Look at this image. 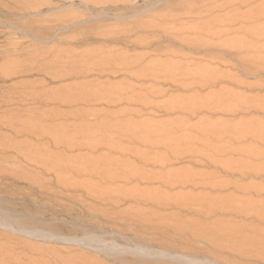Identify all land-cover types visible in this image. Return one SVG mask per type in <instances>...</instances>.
<instances>
[{
	"label": "rangeland",
	"instance_id": "1",
	"mask_svg": "<svg viewBox=\"0 0 264 264\" xmlns=\"http://www.w3.org/2000/svg\"><path fill=\"white\" fill-rule=\"evenodd\" d=\"M80 1L0 0V264H264L260 244L242 241V236L264 232V219L231 215L213 205L228 196L236 202L246 197L264 202V181L255 173L241 177L233 171L231 175L206 162L211 146L205 147L203 135L210 128L264 125V111L250 106L262 105L264 75L252 68L248 74L241 69L238 73L235 61L220 46L206 45L213 40L225 42L230 35L237 39L238 26L227 25L228 20L223 25L220 19L249 12L264 0H103L91 9V4L88 7ZM35 2L47 5L27 10L19 6ZM66 9L72 10L71 18L53 20ZM200 22L207 24L203 27ZM111 37L115 40L108 41ZM259 39L258 46L264 44V37ZM213 54L218 58L211 60ZM53 57L61 62L48 67ZM65 61L86 63L87 68L60 79L47 74L63 70ZM180 75L184 78L178 80ZM204 75L222 79L212 81L213 85L211 81L196 85L195 79ZM225 75L240 79L234 84ZM186 76L190 81H185ZM212 100L219 101V110ZM241 102H248L252 109L240 110L246 106ZM186 135L199 144L193 139L192 145ZM184 136L188 142L180 139ZM65 139L70 143L74 139L75 144ZM82 141L96 144L90 147ZM244 144L264 151L262 141L249 139ZM185 145L194 146V153L189 155L186 149L188 154H184ZM236 158L228 155L224 159ZM262 161L251 162L260 165ZM92 168L99 169L95 172L99 177L93 176ZM103 169L115 177L112 174L114 178L107 179L110 175L103 171L105 179H99ZM135 171L143 179L134 177ZM188 172L190 183L172 184L173 178ZM167 177H173L171 185ZM193 177L196 185L209 177L216 180L214 184L233 182L263 189L256 194L234 192L228 184V188L210 190L203 184L194 186ZM202 199H208L210 206ZM212 206L215 210L210 212Z\"/></svg>",
	"mask_w": 264,
	"mask_h": 264
},
{
	"label": "bare ground",
	"instance_id": "2",
	"mask_svg": "<svg viewBox=\"0 0 264 264\" xmlns=\"http://www.w3.org/2000/svg\"><path fill=\"white\" fill-rule=\"evenodd\" d=\"M65 1V0H64ZM66 1H69V0H66ZM71 1V0H70ZM227 1V0H226ZM225 1V2H226ZM239 1V0H238ZM237 0H235V2H238ZM255 1V0H254ZM80 2H83L84 3V5H86V6H88V5H90V9L93 7V6H96L95 4H99V3H103L104 1L103 0H82V1H80ZM105 2H106V0H105ZM234 2V3H235ZM242 2H244V0H242ZM250 2V1H249ZM253 2V1H252ZM262 2V1H261ZM260 2V3H261ZM71 3V2H70ZM73 3H74V1H73ZM108 3V2H107ZM180 3V2H179ZM203 3V2H202ZM224 3V2H223ZM233 3V4H234ZM193 4H195V3H193ZM192 4V5H193ZM222 4V3H221ZM229 4H231V2H229ZM264 4V3H263ZM262 4V6H259V7H257V8H255V9H252L251 11H249V12H244L242 15H238V14H235V15H232L230 18H227L226 19V17L225 18H223L222 17V20L220 19V21L222 22L223 21V25H225L226 23H224V22H226L227 20V25H237L238 27L236 28V31H237V33L235 34V35H239V36H237V39L234 37V38H231L232 36L230 35L229 37H230V39H232L231 41H230V39H226L227 41H225V42H222L221 43V41H220V43H219V39L217 40L218 42H213V41H209V42H207V41H205L204 39H203V41L204 42H207L206 43V45L208 46V45H210V46H218V49H219V46H220V48L223 50V54H225V56H226V54H228V55H230V57H231V59L232 60H234L235 61V64H233V65H237L238 66V73H239V71H240V69H241V71H242V73L244 74V73H246V74H248V73H250V71H249V68H252L253 69V72H258L262 77H263V75H264V44H262V45H260V46H258L257 44H256V42L258 41V39L260 38V37H264V24H262L261 23V20H263L264 21V5ZM18 5V4H17ZM44 5H47V3H44V2H35V3H32V4H26V3H20L19 4V6L21 7V9H23V10H27V9H30V8H33V9H35V8H39V7H43ZM226 5H227V3H226ZM237 5V4H236ZM16 6V5H15ZM190 6V5H189ZM188 6V7H189ZM197 7H198V5H196ZM203 6V5H202ZM45 7V6H44ZM47 7V6H46ZM49 7V6H48ZM47 7V8H48ZM160 7V6H159ZM211 7V6H210ZM209 7V8H210ZM215 7V6H214ZM217 7V6H216ZM212 8V9H215V10H217V8ZM222 7H224V5L222 6ZM234 7V6H233ZM245 7V6H244ZM17 8V7H16ZM19 8V7H18ZM88 8V9H89ZM20 9V8H19ZM68 9V8H67ZM66 9V10H67ZM84 9V8H83ZM191 9V8H190ZM218 9H219V7H218ZM40 10V9H39ZM65 10V11H66ZM236 10H237V8H236ZM69 10H67V12H59V14L57 13V15H55L54 17V21H56V20H61V22L62 21H64L65 20V18L66 17H68V18H71V17H69L70 16V11H72V10H70L69 12H68ZM84 11H85V9H84ZM92 11H93V9H92ZM91 11V12H92ZM161 11V10H160ZM196 11V10H195ZM159 12V11H158ZM175 12V11H174ZM236 12V11H235ZM6 13V12H5ZM196 13V12H195ZM211 13H212V10H211ZM72 14V13H71ZM76 14V13H75ZM81 14V13H80ZM197 14V13H196ZM203 14V13H202ZM198 15H200L199 13H198ZM206 15V14H205ZM74 16V18H76L75 16L76 15H73ZM81 17L82 16H86L85 15V13H83V14H81L80 15ZM166 16V15H165ZM164 16V17H165ZM168 16V15H167ZM166 16V17H167ZM180 16V15H179ZM213 16V15H212ZM169 17V16H168ZM172 17V16H171ZM199 18H200V16H198ZM197 17V18H198ZM227 17H229V16H227ZM73 18V19H74ZM202 18V17H201ZM200 18V19H201ZM216 18V17H215ZM52 19V18H51ZM67 19V18H66ZM80 19V18H79ZM159 19V18H158ZM166 19H168V18H166ZM165 18H164V20H166ZM226 19V20H225ZM47 20H49V19H47ZM78 20V19H77ZM160 20V19H159ZM198 20V19H197ZM225 20V21H224ZM82 21V20H81ZM91 21V20H90ZM195 21V20H194ZM50 22V21H49ZM83 22V21H82ZM199 22V21H198ZM202 22V21H201ZM200 22V24H202ZM207 22V21H206ZM85 23V22H84ZM197 23V21L195 22V24ZM249 23H255L256 24V26L255 27H248V26H246V24H248L249 25ZM80 24V23H79ZM203 24H207V23H203ZM203 24H202V26H203ZM58 25V24H57ZM199 25V24H198ZM210 25V27H209V29H211V23L209 24ZM226 25V26H227ZM232 26V27H235V26ZM47 26V25H46ZM84 26V25H83ZM195 26H197V24L195 25ZM205 26V25H204ZM203 26V27H204ZM208 26V25H207ZM28 27V26H27ZM26 27V28H27ZM43 27V26H42ZM228 27V26H227ZM230 27V26H229ZM229 27L228 28H226L228 31L230 30L229 29ZM20 28V27H19ZM22 28H24V29H21V30H26L25 29V27H22ZM48 28V27H47ZM191 28V27H190ZM194 28H196V27H194ZM193 28V29H194ZM28 30H29V28H27ZM31 29V28H30ZM84 29V28H83ZM193 29H192V31H193ZM197 29V28H196ZM196 29H194V32H198V31H195ZM208 29V30H209ZM32 30V29H31ZM201 30L203 31V29H202V27H201ZM206 30V29H205ZM205 30H204V32H205ZM111 31V30H110ZM210 32L212 31V29L211 30H209ZM29 32V31H28ZM204 32H202V33H204ZM215 31L213 30V33H214ZM121 33V32H120ZM212 33V32H211ZM219 33V32H218ZM122 34V33H121ZM195 34V33H194ZM209 34V33H208ZM216 34H217V32H216ZM113 35V34H112ZM198 35V33H196V36ZM200 35V34H199ZM204 35V34H203ZM205 35H206V33H205ZM228 35V34H227ZM232 35H233V33H232ZM119 36V35H118ZM201 36V35H200ZM208 36H210V38H208L207 37V35L205 36V37H207L208 39H210L211 40V35H208ZM71 37V36H70ZM69 37V38H70ZM75 37V36H74ZM183 37V36H182ZM204 37V36H203ZM202 37V38H203ZM204 37V38H205ZM239 37V38H238ZM72 38V37H71ZM77 38V37H76ZM75 38V40L76 41H78L77 39ZM198 38V37H197ZM223 38H225V37H223ZM185 39V38H184ZM189 39V38H188ZM196 39V38H195ZM213 39V38H212ZM234 39V40H233ZM115 39L114 38H109L108 39V41H114ZM260 40V39H259ZM128 41V40H127ZM182 41V40H181ZM191 41H193V39L191 38ZM199 41H201V40H199ZM75 42V41H74ZM183 43H184V41H182ZM72 43H73V40H72ZM75 43H78V42H75ZM135 44H136V42H135ZM204 45V44H203ZM55 46V45H54ZM137 46V45H136ZM183 46V45H182ZM189 46V45H188ZM183 48V47H182ZM194 48V50H195V48H197V47H193ZM50 49V48H49ZM64 49V48H63ZM102 49V48H101ZM216 49V48H215ZM67 50V49H66ZM96 50V49H95ZM187 50H189V49H187ZM200 50V49H199ZM198 50V51H199ZM204 50V49H203ZM47 51V50H46ZM45 51V52H46ZM60 51H61V49H60ZM65 51V50H64ZM63 51V52H64ZM97 51V50H96ZM100 51V50H99ZM98 51V52H99ZM197 51V50H196ZM202 51V50H201ZM217 51V50H216ZM105 52V51H104ZM189 52V51H188ZM192 52H193V50H192ZM226 52V53H225ZM57 53H60V52H58L57 51ZM67 53V52H66ZM94 53V52H93ZM95 53H97V52H95ZM194 53H195V51H194ZM198 53V52H197ZM263 54L262 56L260 55V54ZM63 54V53H62ZM206 54V53H205ZM205 54H204V56H205ZM54 55V54H53ZM71 55V54H70ZM100 55V54H99ZM207 55V54H206ZM227 55V56H228ZM68 56V55H67ZM101 56V55H100ZM185 56V55H184ZM183 55H182V57H184ZM210 56V55H209ZM209 56L207 57V58H209ZM56 57V56H55ZM55 57H53L54 59L52 60V62L51 61H49L48 63L46 62L47 60L46 59H44V60H46L45 61V63H47L46 65H48V67H52V66H57V65H59V63L61 62L60 60H58V59H55ZM58 57H60V56H58ZM229 57V56H228ZM40 58V57H39ZM139 58V57H138ZM137 58V59H138ZM193 58V57H192ZM215 58H218V57H216L214 54L213 55H211V57H210V59L212 60V59H214L215 60ZM71 59H73V58H71ZM82 59V58H81ZM145 59V58H144ZM204 59V58H203ZM220 59V58H219ZM193 60H195V59H193ZM201 60V59H200ZM209 60V59H208ZM214 60H213V62H214ZM217 60V59H216ZM131 61V60H130ZM192 61V59L190 60V62ZM75 62H77V61H65V62H63L64 64H62L63 66V70H60V71H56L55 70V72H47V74H50L52 77H55V78H61L62 76H65V75H71V74H79V73H82L84 70H86V68H87V66L84 64V65H75L76 63ZM84 62H86V61H84V60H82V63H84ZM136 62H138V61H136ZM189 62V63H190ZM213 62H211V63H213ZM219 62V61H218ZM217 62V63H218ZM224 64L225 63H227V62H229V61H222ZM222 62H221V65H222ZM70 63H72L73 65H71ZM75 63V64H74ZM77 63H81V61L79 60V62H77ZM81 63V64H82ZM216 63V62H215ZM36 64V63H35ZM43 64H44V62H43ZM128 64V63H127ZM219 64H220V62H219ZM218 64V65H219ZM232 64V63H231ZM230 64V65H231ZM108 65V64H107ZM129 65V64H128ZM131 65V64H130ZM134 65V64H133ZM229 65V64H228ZM38 67V66H37ZM59 67V66H58ZM105 67H107L106 65H105ZM109 67V66H108ZM125 67V66H124ZM235 67V66H234ZM111 68V67H110ZM203 68V67H202ZM204 68H206V67H204ZM30 69H32V68H30ZM37 69V68H36ZM56 69V68H55ZM61 69V68H60ZM149 69V68H148ZM59 70V69H58ZM110 70V69H109ZM197 70V69H196ZM198 70H201L200 68H198ZM41 71V70H40ZM46 71V70H45ZM101 71H104V70H101ZM100 71V72H101ZM44 72V71H43ZM88 72V71H87ZM107 72V74H108V72L110 73V71H105V73ZM112 72H114V71H112ZM151 72L152 71H150V74H151ZM193 71H191V74H193L192 73ZM204 72H206V71H204ZM216 72V71H215ZM89 73V72H88ZM88 73L87 74H84V75H88ZM159 72H156V74L157 75H159L158 74ZM181 73V72H180ZM180 73H176V74H180ZM183 73V72H182ZM181 73V74H182ZM198 73H200V72H198ZM202 73V72H201ZM200 73V74H201ZM217 73V72H216ZM54 74V75H53ZM135 74H137L136 72H135ZM155 74V75H156ZM184 74H186V73H184ZM184 74H183V76H184ZM205 74H207V73H205ZM254 74V73H253ZM258 74V75H259ZM109 75V74H108ZM116 75V74H115ZM152 75H153V73H152ZM154 75V76H155ZM187 75H189L188 73H187ZM222 75V74H221ZM239 75H242L241 73L239 74ZM250 75H252V74H250ZM78 76V75H77ZM177 76V75H176ZM193 76V75H192ZM191 76V77H192ZM199 76V75H198ZM197 76V77H198ZM226 76V75H225ZM230 76V75H229ZM242 76H244V75H242ZM164 77V76H163ZM178 77V76H177ZM179 77H181V78H177L178 80L179 79H182V78H184V77H182L181 75L179 76ZM187 77V80H185V81H188V79L190 78V75H189V78H188V76H186ZM211 76H207L206 75V77H205V75L204 76H200V77H198L197 79H195L196 80V85L197 84H199V81L201 82V81H208V82H210L211 81V83H212V81H215L217 78H221V77H217V75L215 76V78L212 76L211 78H210ZM227 77V76H226ZM238 77V76H237ZM237 77H227L230 81H233L232 83H234L235 81H239V79H240V77L239 78H237ZM214 78V79H213ZM152 79L155 81V80H157V78L155 79V78H153L152 77ZM159 79V78H158ZM160 79H162V78H160ZM164 79V78H163ZM191 79V78H190ZM190 79H189V81H190ZM222 79V78H221ZM218 80H220V79H218ZM261 80H262V78H261ZM175 81V80H174ZM191 81H194V77H193V80H191ZM197 81H198V83H197ZM207 82V83H208ZM236 82V83H237ZM240 82H241V80H240ZM239 82V83H240ZM203 83H205V82H202V83H200V84H203ZM214 83V82H213ZM213 83H212V85H213ZM236 83H234V84H236ZM193 84H194V82H193ZM214 84H216V83H214ZM243 84V83H242ZM242 84L240 83L239 85H241L242 86ZM245 84V83H244ZM238 85V84H237ZM199 86V85H198ZM201 86V85H200ZM110 87V86H109ZM113 86H111L110 88H112ZM109 88V89H110ZM114 89H115V87H113ZM118 88V87H117ZM119 89V88H118ZM112 90V92L114 91L113 89H111ZM96 91H97V89H96ZM105 91V90H104ZM104 91H102V92H104ZM118 91V90H117ZM108 92H109V90H108ZM107 92V93H108ZM119 92L120 93H125L124 91L122 92V90H119ZM114 93H115V91H114ZM113 93V95L115 96V94ZM119 93V94H120ZM121 94V95H122ZM126 94V93H125ZM223 94H224V92H223ZM110 95V94H109ZM113 95H111V97L113 96ZM225 95H226V92H225ZM232 96H234L233 94H231ZM80 97H84V96H80ZM132 97V96H131ZM227 97H229V96H226L225 98H227ZM68 98V97H67ZM71 98V97H70ZM88 98H90V97H88ZM87 98V99H88ZM216 98V97H215ZM215 98H213V99H215ZM219 98H221V97H219ZM219 98H216V101L217 100H219L220 101V99ZM224 98V100H226ZM234 98V97H233ZM56 99V98H55ZM131 99H135V98H131ZM241 99V98H240ZM74 100V99H73ZM72 100V101H73ZM77 100V99H76ZM127 100H129V99H127ZM221 100H223V99H221ZM75 101V100H74ZM80 101H81V99H80ZM79 101V102H80ZM85 101V100H84ZM90 101V100H89ZM123 101V100H122ZM213 101V100H212ZM219 101L218 102H215V101H213V102H215V103H217V107H216V109L217 110H219L220 109V107H218V106H220V105H218L219 104ZM243 101H247V100H242V102ZM87 102V101H86ZM117 102V101H116ZM224 102V101H223ZM222 101H220V103L222 104L223 103ZM241 102V105L243 106L244 105V103H246V102H244V103H242ZM264 100L261 102L262 103V105L261 106H258V107H255V106H253V105H251V103H250V106L251 107H253V108H256L255 110L257 111V108H260L262 111H264ZM193 102H191V104H192ZM227 103H228V101H227ZM227 103H224V104H227ZM248 103V102H247ZM246 103V106L243 108V107H241L240 106V110H244V112L246 111V110H249L251 107L250 106H247L248 104ZM189 104V105H188ZM188 104H186V105H188L187 106V108H189V107H191V105H190V103H188ZM194 104V103H193ZM210 104V103H209ZM260 104V103H259ZM259 104H257V105H259ZM212 105V104H211ZM230 105V104H229ZM184 106H185V104H184ZM206 106H208V105H206ZM222 106V105H221ZM226 106V105H225ZM192 107H194L193 105H192ZM214 107V106H213ZM222 107H224V106H222ZM233 107V106H232ZM195 108H196V106H195ZM195 108H192V109H189V111L192 113V112H194V111H191V110H193V109H195ZM204 108H205V105H204ZM208 109L210 108V107H207ZM235 108H237V106H234L233 107V109H235ZM215 109V110H216ZM224 109V108H223ZM222 109V110H223ZM231 109V108H230ZM252 109V108H251ZM250 109V110H251ZM184 110H186V109H184ZM210 110V109H209ZM214 110V109H213ZM224 110H226V111H228L226 108L224 109ZM223 110V111H224ZM254 110V109H253ZM259 111V110H258ZM186 112H188V109L186 110ZM209 112H211V110L209 111ZM232 112V111H231ZM235 112H236V110H235ZM188 114H189V112H188ZM193 114V113H192ZM104 119H102V121H103ZM256 121V120H255ZM254 121V122H255ZM208 122H210V121H208ZM261 122V121H260ZM105 123V122H104ZM202 123V122H201ZM262 123V122H261ZM261 123H253V124H251V125H245V123H241L239 126H235L234 128H231V129H224V130H220V129H215V128H210V129H208V130H205V131H203L204 132V137H205V139L207 140H205V143H204V145H205V147H207V145H209V146H211L210 148H209V150H207L208 152H206V162H208L209 164H211V165H214V166H219V168H220V170H227V172L229 173V171H231L230 172V174L234 171V172H237L236 174H238V176H246V175H248V174H250V173H255V174H258V175H256L257 177L260 175V177H261V179L264 181V149L262 150L263 152H259V151H255V149H254V147L252 146H250L251 148H248L247 147V145H245L244 144V142H246V141H248L249 139H251V140H259V141H262L263 142V144H264V125H263V123L261 124ZM98 124H99V122H98ZM106 124V123H105ZM129 124V123H128ZM206 124V123H205ZM213 124V123H212ZM215 124V123H214ZM96 125H97V123H96ZM102 125V124H101ZM106 125H108V124H106ZM110 125V124H109ZM204 126V125H203ZM213 126V125H212ZM94 127V126H93ZM104 127H105V125H104ZM104 127H103V129H104ZM199 127V126H198ZM210 127V126H209ZM92 128V127H91ZM90 128V129H91ZM130 128V127H129ZM195 128V127H194ZM221 128V127H220ZM80 130H81V128H79ZM84 129L85 128H83L82 130L84 131ZM94 129V128H93ZM93 129L91 130V131H93ZM115 129V128H114ZM134 129V128H133ZM197 128H195V131H196V135H197V130H196ZM199 129H201V128H199ZM59 130V129H58ZM62 130V129H61ZM78 130V129H77ZM99 130H101L100 128H99ZM105 130H106V127H105ZM116 131L117 130H119V128L118 129H115ZM79 131V130H78ZM77 131V132H78ZM90 131V130H89ZM89 131H86V132H89ZM108 131V130H107ZM120 131V130H119ZM118 131V132H119ZM59 132V131H58ZM117 132V133H118ZM141 132V131H140ZM75 133H76V131H75ZM82 133V132H81ZM81 133H80V135H81ZM84 133V132H83ZM91 133V132H90ZM93 133V132H92ZM100 133H104V132H100ZM121 133V132H120ZM123 133H126V132H123ZM123 133H121V134H123ZM132 133H133V131H132ZM142 133H145V132H143L142 131ZM141 133V134H142ZM52 134V133H51ZM87 134V133H86ZM107 134H109L108 132H107ZM42 135V134H41ZM54 135H55V133H54ZM56 135H57V132H56ZM77 135V137H78V134H76ZM112 135H114L113 133H112ZM200 135H201V133H200ZM52 137H53V135H51ZM58 136H61V135H58ZM66 136V135H65ZM70 136V135H69ZM69 136H67V138H69ZM85 136V135H84ZM110 136H111V132H110ZM187 136V135H186ZM56 136H54V138H55ZM70 137H72L73 138V136H70ZM187 137H189V135L187 136ZM191 137V136H190ZM186 138V139H188L189 141H191V140H193L192 139V137L191 138ZM197 137V136H196ZM200 137V136H199ZM53 138V139H54ZM57 138H59V137H57ZM56 138V139H57ZM66 138V137H65ZM178 138H180V137H177V139ZM61 139H64L63 137L61 138ZM60 139V140H61ZM87 139V138H86ZM168 138L166 137V140H167ZM171 139V142H172V138L171 137H169V140ZM173 139H176V137L174 138L173 137ZM180 139H185V136H184V138H180ZM185 139V140H186ZM196 139V138H195ZM194 139V140H195ZM58 140V139H57ZM66 140V139H65ZM74 140V139H73ZM71 141V143L72 142H74V141ZM77 140V139H76ZM90 140V139H89ZM163 140V139H162ZM169 140H167L168 142H170ZM182 140H179V141H182ZM185 140H184V142H185ZM188 140H186V142H188ZM50 141V140H49ZM67 141V140H66ZM66 141H65V143H66ZM174 141V140H173ZM176 141V140H175ZM54 142H55V140H54ZM68 142V141H67ZM83 143H85V141H82ZM195 142H197L196 140H195ZM194 142V143H195ZM58 143V142H57ZM57 143H55V144H57ZM69 144H71L70 142H68ZM79 143V142H78ZM181 143H183V141L181 142ZM180 143V144H181ZM191 143H192V141H191ZM198 143V142H197ZM201 143H202V140H201ZM211 143H213V145H211ZM261 143V142H260ZM68 144V145H69ZM73 145L75 144V143H72ZM71 144V145H72ZM76 144H77V142H76ZM81 144V143H80ZM94 144V143H93ZM92 144V142L91 141H88V142H86L85 143V145H87V146H94L95 144H96V142H95V144L93 145ZM189 144V143H188ZM199 144V143H198ZM218 144V145H217ZM72 145V146H73ZM183 145V144H182ZM190 145V144H189ZM187 146V145H185V148H184V152H186V153H184V154H188L189 153V155H190V153L191 152H193L192 150L194 149L192 146ZM192 145H193V143H192ZM76 147L78 146V145H75ZM186 146H187V148H186ZM197 146V145H196ZM79 147H81V146H79ZM82 147H83V145H82ZM95 147V146H94ZM97 147V146H96ZM85 148V147H84ZM192 148V149H191ZM204 148V147H203ZM88 149H89V147H88ZM91 149V148H90ZM95 149V148H94ZM186 149H188L189 150V152L186 150ZM257 149V148H256ZM262 149V148H261ZM92 150V149H91ZM182 150V149H181ZM186 150V151H185ZM191 151V152H190ZM195 151H197V150H195ZM261 151V150H260ZM188 152V153H187ZM175 153H177V152H175ZM194 153V152H193ZM203 153V152H202ZM178 154H179V151H178ZM198 154V153H197ZM201 154V153H200ZM195 155H196V153H195ZM228 155H229V158H230V156H231V158L234 156V155H237V158L235 159V160H233V159H224L225 158V156H227L228 157ZM191 156H192V154H191ZM201 156V155H200ZM190 157V156H189ZM221 157H224L223 159L221 158ZM219 158H221V159H219ZM263 160L262 162H260V165H257V164H253V162H251V161H256V160ZM193 160H195V159H193ZM93 165H94V162H93ZM97 167V166H96ZM86 168L87 167H85L84 169H85V171H87L86 170ZM101 167H99V169H100ZM84 169H83V171H82V173L83 172H85L84 171ZM95 169V168H94ZM99 169H97L96 168V170H98L99 171ZM102 169V168H101ZM116 170H117V168H115ZM115 169L112 171V172H115L116 173V171H115ZM80 170V169H79ZM88 170H90V169H88ZM92 171H94L93 170V168L91 169ZM90 170V171H91ZM96 170L94 171V173H93V176H96V174H95V172H96ZM107 170H109V169H107ZM106 170V171H107ZM91 171V172H92ZM103 171H105V169H103L102 171H101V174L103 175L104 173H107L106 171L103 173ZM111 171H108V172H111ZM70 172V171H69ZM74 172V171H73ZM77 173H79L78 172V170L76 171ZM76 172H75V174H76ZM100 172V171H99ZM122 172V171H121ZM130 172V174H131V171H129ZM216 172V171H215ZM81 173V171H80V174H82ZM118 173V172H117ZM124 173V172H123ZM123 173H121V174H123ZM128 173V172H127ZM132 173H134V172H132ZM135 173H137V171H135ZM227 173V174H228ZM83 174H87L86 172L85 173H83ZM82 174V175H83ZM90 174V173H89ZM95 174V175H94ZM108 174V173H107ZM113 175H114V173H112ZM110 175V174H108V175H110V177L109 176H106V175H103L102 177H101V175H100V173H99V175H100V178L99 179H105V176H106V178L108 179V178H111V177H113V175ZM125 174H126V172H125ZM130 174H128V176L130 175ZM139 173H137V174H133L134 175V177H136L137 175H138ZM178 174V173H177ZM177 174H173V176L175 175V177H176V175ZM180 174V173H179ZM191 173H185L183 176H185V177H182V174H180V176H177V177H180V178H173V177H167L169 180H168V183L171 185V181H172V179L171 178H173V179H176L175 181L173 180V183L172 184H177V183H186V181L187 182H191V179H190V181L189 180H187V178H186V175L187 176H189ZM229 174V175H230ZM234 174V173H233ZM255 174H254V176H255ZM117 175H119V174H116V176ZM127 175V174H126ZM140 175H142L141 173H140ZM193 175H195V174H193ZM232 175V174H231ZM92 176V175H91ZM90 176V177H91ZM97 176H98V173H97ZM96 176V177H97ZM122 176H124V177H127V178H124L123 177V179H129L128 178V176H125V175H121V178H122ZM130 176H132V174L130 175ZM129 176V177H130ZM143 176V175H142ZM142 176H140L139 178L141 179H143V177ZM237 176V177H238ZM253 176V175H252ZM99 177V176H98ZM114 177H115V175H114ZM113 177V178H114ZM195 177V176H194ZM193 177V178H194ZM113 178H111V179H113ZM130 178H132L133 179V177H130ZM137 179H139L138 178V176L136 177ZM192 178V179H193ZM132 179H130V180H132ZM170 179H171V181H170ZM195 179V184H194V186L196 185V178H194ZM198 179V178H197ZM207 180H205V179H202V180H204V181H200V180H198V182H197V185H199V186H202V185H200V184H203V185H205V188L206 187H208L209 186V188H210V190H211V188H213L212 190H215L216 189V187L217 186H219V187H223V188H225L228 184H229V186L230 187H232V190L234 191V192H239L240 190H241V192H244V191H246V192H251V191H253V192H255V194H256V192H260L263 188L262 187H260V186H257V185H248V186H246V187H244V186H238V185H236V183L235 184H233V182L231 183V185H230V182H227V184H225L226 182H223L224 184H217V183H215L214 184V182L216 181H214L213 179L211 180V178L209 179V177H207L206 178ZM136 180V179H135ZM165 180H166V178H165ZM164 180V181H165ZM167 181V180H166ZM165 181V182H166ZM170 181V182H169ZM131 182V181H130ZM164 182V183H165ZM222 182V181H221ZM168 183H166V185L168 184ZM180 184V185H181ZM188 184V183H187ZM170 185H168V186H170ZM178 185V184H177ZM196 185V186H197ZM173 186V185H172ZM190 186H192V187H194L193 185H190ZM229 186H227V188L229 187ZM209 188H208V190H209ZM215 188V189H214ZM231 189V188H230ZM209 190V191H210ZM237 190V191H236ZM233 191H232V193H233ZM245 193V192H244ZM252 193V192H251ZM243 194V193H242ZM247 194V193H246ZM245 195V194H244ZM252 195V194H251ZM245 197V196H244ZM206 198V197H205ZM228 198L229 199H223V200H220V201H217V200H219V199H216V201H215V203H217V204H213L214 206H217L216 207V209H218V210H221V211H223V210H225V211H228V213H231V215H236V214H238V216H240V215H242V216H250V217H252L253 219H255V220H258L259 222L261 221V220H263L264 219V202H257V201H255V202H253V201H251V200H249V198L248 197H246L247 199H245L244 200V198H243V201L242 200H240V199H238L237 201H242V202H236V200H234V199H236V198H230V196H228ZM242 199V198H241ZM203 200V199H202ZM206 202H207V205H208V199L206 200V199H204ZM202 201V202H205V201ZM210 200V199H209ZM212 200V199H211ZM210 200V202H212L213 203V201H211ZM200 201H201V199H200ZM205 202V203H206ZM204 203V204H205ZM199 205H200V203H198ZM204 204H203V206H204ZM206 206V205H205ZM208 206H210V203H209V205ZM199 207H201V209H202V206H199ZM206 209H204V207H203V209H204V211L206 212V213H209V210H207L208 208H210V207H208L207 208V206L205 207ZM212 208H213V206H212ZM207 210V211H206ZM212 210H215L214 208L213 209H210V212L212 211ZM217 211V210H216ZM204 212V213H205ZM241 216V217H242ZM262 222V221H261ZM244 228V227H243ZM254 230V229H253ZM256 233H257V236H262L263 235V238L261 239L260 237H257V236H255L254 237V235H252V236H242V241H243V243L244 244H253V246H256V245H254V244H260V247H262L263 249H264V232L262 231V232H260V231H256ZM255 234V233H254ZM240 239H241V237H240ZM259 246V245H258ZM261 249V248H260ZM259 249V250H260ZM238 250H240V249H238ZM260 251H262V249L260 250Z\"/></svg>",
	"mask_w": 264,
	"mask_h": 264
}]
</instances>
